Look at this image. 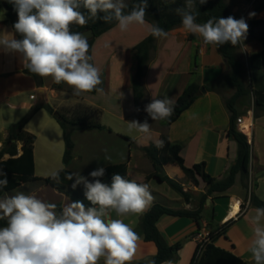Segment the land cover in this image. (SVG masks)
Instances as JSON below:
<instances>
[{
	"label": "crops",
	"instance_id": "obj_1",
	"mask_svg": "<svg viewBox=\"0 0 264 264\" xmlns=\"http://www.w3.org/2000/svg\"><path fill=\"white\" fill-rule=\"evenodd\" d=\"M131 1L128 0L126 4ZM168 33L166 38L157 39L150 51L143 79L144 95L138 100L133 87L138 65L136 47L150 36L147 24L134 25L123 33L115 26L93 38L92 58L100 69L102 84L99 87L104 89L103 93L93 91L75 96L65 83L54 87L56 83L51 77L43 78V84L39 86L35 76L25 67L22 55L0 46V152L8 144L14 143L9 137V127L20 122L35 105L47 103L69 120L105 128L74 130L71 135L74 158L65 165L63 130L46 109H39L24 127L27 134L35 137L33 155L37 178H47L50 171L63 168L88 177L100 167L128 162L129 179L149 185L154 196L151 207L155 204L176 210L193 207V202L187 203L166 182H160L155 177L149 178L154 169L143 149L157 145L163 136H167L172 143L182 145L181 155L187 167L205 162L211 176L219 179L224 177L238 157V143L228 135L231 114L225 98L203 88L195 102L170 125H166L163 120L153 121L145 108L153 98L167 97L175 103L191 83L205 87L226 77L230 68L219 46L205 45L199 36L184 32L181 25ZM2 34L20 39L7 13L0 8ZM259 51L261 49L258 48L253 52ZM39 89L44 90L45 99H37ZM233 93V90H229L226 95ZM237 110L241 113V122L237 124L239 130L243 132L245 127H249L248 135L243 133L251 138L250 177L255 180L253 192L264 201V115L256 116L252 104L242 107L238 103ZM133 120L140 123L147 121L151 125V133H130L127 122ZM18 145L17 156H20L24 143L18 142ZM105 156L111 157V160L106 161ZM10 157L6 153L0 161ZM164 168L167 176L179 182L186 176L177 164H168ZM240 182L241 176L238 175L233 187L224 195L210 197L206 201L204 211L212 214L213 222H209L204 215L200 226L189 217L163 215L159 218L157 228L166 242L169 245H182L172 264H191L198 246L196 236L207 233V226L218 228L230 221L232 224L215 241V246L254 264L246 245L252 235L249 217L254 214L256 207L251 205ZM182 185L184 191L190 190ZM17 190L35 192L42 200L62 207L72 203L66 195L41 181L24 183L7 194L12 195ZM232 211L237 212L236 215L230 216ZM144 214L128 218L134 221V229L140 235L139 248L132 264L148 262L158 251L156 244L146 241L141 232L140 223Z\"/></svg>",
	"mask_w": 264,
	"mask_h": 264
},
{
	"label": "clouds",
	"instance_id": "obj_2",
	"mask_svg": "<svg viewBox=\"0 0 264 264\" xmlns=\"http://www.w3.org/2000/svg\"><path fill=\"white\" fill-rule=\"evenodd\" d=\"M18 21L15 32L22 38L9 34L0 35V46L22 55L25 67L41 78L65 83L73 95L103 93L100 69L92 63L87 38L72 32L71 26H84L89 19L105 23L116 22L120 32L132 26L148 25L149 34L157 39L166 38L168 32L158 24L145 19L146 0H141L125 12V0H11ZM207 0H199L200 4ZM81 9L87 10L88 15ZM103 15H100V14ZM182 17L181 27L186 33L199 36L205 45L221 46L240 44L248 32L243 18L237 20L212 18L197 22L195 0H185V6L177 8ZM250 15H254L250 14ZM137 111H139L137 109ZM145 111L153 121L166 120L174 112L170 98H153ZM128 131L143 135L151 133V125L144 121H131ZM163 147V141L157 144ZM106 161L111 157L105 156ZM60 171L49 172L52 180L59 182ZM79 172L67 175L75 189L83 185L84 196L92 205L85 207L80 201L66 203L59 211L55 203L46 202L35 192L17 190L0 197V264H132L140 235L129 217L144 214L154 202V196L146 183L126 179L114 174L111 183H103L105 169L100 167L89 174ZM0 189L7 188V174L0 168ZM249 217L252 235L247 242L254 264H264V207H257ZM115 213V218L113 217ZM149 264H155L150 261ZM167 264H172L171 261Z\"/></svg>",
	"mask_w": 264,
	"mask_h": 264
},
{
	"label": "trees",
	"instance_id": "obj_3",
	"mask_svg": "<svg viewBox=\"0 0 264 264\" xmlns=\"http://www.w3.org/2000/svg\"><path fill=\"white\" fill-rule=\"evenodd\" d=\"M4 3L9 10L7 17L14 27V24L18 21L16 8L11 0H0V8H3ZM139 3H141V0H132L129 4H127L125 12L130 11ZM146 3L147 8L145 9V19L150 23L158 24L167 32L181 25L182 17L176 13V9L184 7L185 0H146ZM81 10L85 12V15H88L87 10ZM195 11L198 14L197 22L200 23L207 22V20L212 18H227L229 16H232L238 20V17L231 13L230 9L225 3V0H207V2L204 4H200L199 0H195ZM100 15L103 14L101 13ZM262 23L263 21L249 20L247 22L248 32L246 35H252L255 28ZM115 26V21L112 23H105L100 19H89L86 25L82 27L78 25H72L70 30L72 32L80 33L82 31L92 29L95 33V37H98ZM18 36L19 38H22L19 34ZM156 40L157 38H154L150 35L136 47L138 52V65L137 72L133 80V87L135 91V98L137 100L142 98L144 95L143 79L145 76V69L149 61L150 51ZM88 43L90 45L89 54L92 56L91 48L93 39L88 40ZM219 48L223 57L228 63L230 73L226 77L219 79L205 87H201L197 83H191L188 85L174 103V112L171 117L163 120V122L166 125H170L175 122L181 116V114L195 102L203 88L208 91H214L223 95L226 106L231 114L228 135L238 143L237 160L230 167L226 177L217 179L207 172V165L205 162L195 164L192 167H187L185 165V160L181 155L182 145L179 143H172L167 136L162 137L161 141H163V147L150 145L143 149L147 157L152 162L154 169L149 178L155 177L160 182H166L173 190L180 193L184 197H188V192L184 191V187L181 182L171 179L167 175H161L162 170L166 165L177 164L182 168L189 181L193 182L195 185H198V178H200L208 186V191L202 197L201 205L197 209L176 210L161 204H155L144 214L140 223L141 232L143 233L144 239L146 241H152L156 244L158 251L157 254L148 262H140L137 264H149L150 261H154L155 264H163L164 262L173 261L177 258L182 245L181 243L169 245L166 242L157 228V221L161 216L172 215L178 217H189L194 219L200 226V221L203 218L206 199L210 196L219 197L224 195L230 188L233 187L238 175H241L243 179L250 175L251 144L249 143L248 137L244 134L246 133L248 135L249 127H245L243 129V133L239 131L237 126V120L240 114L237 110V105L240 103L241 98L247 97L250 93L243 79L245 74V66L237 57V46H233L231 43H226L219 46ZM91 62L93 63V58ZM248 63L251 69L262 70L264 72V39L262 40L261 51L250 54ZM28 72L33 74L29 70ZM33 75L35 76L39 86H42L43 78L35 74ZM54 87L59 86L58 84H55ZM229 90H234V93L230 97H226V93ZM255 95L257 96L255 98V115H264V113L258 114V112L264 108V102L258 98V93ZM41 108L46 109L49 114L57 120L63 130L65 140V153L63 161L65 165H68L74 158V143L71 137L74 130L85 128H105L102 125H90L85 124L82 121L69 120L47 103L35 105L20 122L14 123L9 127L10 140H14L15 142L8 144L7 147L0 152V159L6 153L10 154L11 156L7 160L0 161V168H2L7 174L6 178L9 182L7 188L0 189V197L7 192L17 189L24 183L41 181L45 185L51 186L60 193L66 195L72 202L80 201L85 205L86 208L91 207L92 205L84 196L83 185H79L75 189L72 188L71 185L74 181H69L67 179V175L73 172L68 168H63L62 171H60L59 182L52 180L50 176L42 179L35 176L33 155L35 137L33 135L27 134L24 131V127L30 118ZM18 142L24 143L22 149L23 153L20 156H17ZM104 169L105 175L100 178L103 183L110 184L112 176L117 173L126 179H129L128 162L107 166ZM86 178H88L89 181L93 179L90 175ZM250 203L256 208L264 207V201L260 200L254 193L251 195ZM61 208V205H57V211H59ZM5 224L6 222L0 221V227L5 226ZM231 224L232 222L230 221L210 233L208 241L205 244L206 249L204 256L200 260H198L200 249V245L198 244L191 264H250L236 257L232 253L216 247L214 244L218 238L226 233V230Z\"/></svg>",
	"mask_w": 264,
	"mask_h": 264
},
{
	"label": "rangeland",
	"instance_id": "obj_4",
	"mask_svg": "<svg viewBox=\"0 0 264 264\" xmlns=\"http://www.w3.org/2000/svg\"><path fill=\"white\" fill-rule=\"evenodd\" d=\"M127 2L128 0H125V3ZM225 3L230 9L231 13H233L234 15L238 17V20L243 18L246 23L249 20L263 21L261 25L255 28L252 35H249V36L246 35V38L240 44L237 45V57L245 66V74H244L243 79H244L245 85L250 91L247 97L240 99V104L242 105V107H246L248 104L249 105L252 104L253 107L255 108V98L257 97L255 94L258 93L259 94L258 98L264 102V72L262 70L251 69L249 67L248 58L250 54L254 53L253 51L257 50L258 48L262 49V40L264 39V0H225ZM2 9L4 11V8ZM253 13L254 15H250ZM230 96L231 95H226V97H230ZM263 113H264V108H262V110L258 112V114H263ZM240 115L241 113L239 114V117ZM239 119L241 118H238V120ZM238 120H237V123L239 122ZM248 140L251 141V138H248ZM226 175L224 177H226ZM198 179H199L198 185H195L193 182L189 181L186 176L185 178H183V180H180L186 186V188L190 189L189 191H187L189 196L188 197L183 196V198L185 199V201H187V203L189 204L191 202L194 203L193 207H190V206L188 207V209L190 210L197 209L201 205L202 197L208 191V186L203 181H201L200 178ZM240 183H241L240 184L241 189L245 191L247 198L250 200L251 195L254 193L253 188L255 185V180L252 179L250 175L245 179H243V177L241 176ZM196 188H198L201 191L199 190L197 191ZM210 197H213V196H210ZM210 197H208L206 201L209 200ZM190 198H192L193 201H191ZM236 213L237 212L232 211L230 213V216H234L236 215ZM203 215L204 217L207 218L209 222H213L211 213L204 211ZM216 229L217 227H214L213 225L207 226V233H205L206 234L205 237H209L210 233L212 231H215ZM205 249L206 247H204L202 251H200L198 260H200L204 256Z\"/></svg>",
	"mask_w": 264,
	"mask_h": 264
},
{
	"label": "water",
	"instance_id": "obj_5",
	"mask_svg": "<svg viewBox=\"0 0 264 264\" xmlns=\"http://www.w3.org/2000/svg\"><path fill=\"white\" fill-rule=\"evenodd\" d=\"M3 8H4V12H5V13H8L9 10H8V8H7V6H6L5 3L3 4ZM80 33H81L82 35H84V36L87 38V40H91V39H93V38L95 37V33H94V31H93L92 29L82 31V32H80ZM204 90H205V89H204ZM43 92H44L43 89H39V91L37 92V99H38V100H40L41 98H44V99H45V96H44ZM12 142H15V141L12 140ZM161 175H162V176L167 175V171H166L165 168L162 170Z\"/></svg>",
	"mask_w": 264,
	"mask_h": 264
},
{
	"label": "built area",
	"instance_id": "obj_6",
	"mask_svg": "<svg viewBox=\"0 0 264 264\" xmlns=\"http://www.w3.org/2000/svg\"><path fill=\"white\" fill-rule=\"evenodd\" d=\"M238 121L241 122V119H239ZM205 236H206L205 233L199 234L196 236L197 240H198V244L200 245L199 253H200V251H202V249L205 247V244L208 241V237H205Z\"/></svg>",
	"mask_w": 264,
	"mask_h": 264
}]
</instances>
